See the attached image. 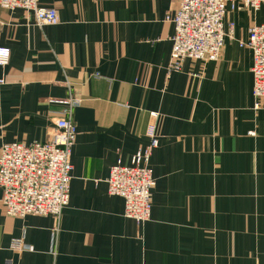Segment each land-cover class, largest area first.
<instances>
[{
  "label": "crops",
  "instance_id": "0c3cea01",
  "mask_svg": "<svg viewBox=\"0 0 264 264\" xmlns=\"http://www.w3.org/2000/svg\"><path fill=\"white\" fill-rule=\"evenodd\" d=\"M60 23L0 8V151L50 139L70 95V202L61 216L9 217L0 188V264H264V98L253 96L252 53L241 48L264 24V6L228 7L234 23L218 62L169 65L179 0H39ZM151 218H126L111 196V167L150 143ZM58 231L53 249V233ZM24 239L28 251L11 243Z\"/></svg>",
  "mask_w": 264,
  "mask_h": 264
},
{
  "label": "built area",
  "instance_id": "2783aa9c",
  "mask_svg": "<svg viewBox=\"0 0 264 264\" xmlns=\"http://www.w3.org/2000/svg\"><path fill=\"white\" fill-rule=\"evenodd\" d=\"M238 4L242 8L257 11L264 6V0H179L177 10L166 18L175 28L170 72L181 71L187 59L218 62L226 40L234 38L233 22L229 23V31H225L228 7L236 10ZM0 8L32 13L39 26L60 23L58 12L41 6L39 0H0ZM239 45L252 53L253 96L261 100L264 98V24L252 26L248 40ZM10 59V48L0 47V68L7 66ZM4 83L0 79V85ZM55 103L65 108L54 120L50 139L31 145L4 144L1 148L0 188L3 192L2 205L9 217L37 215L59 218L69 205L72 149L78 135L73 112L83 100L70 95ZM156 118L158 114L153 113L147 130L149 145L139 149L128 165L118 160L111 167L106 180L109 194L124 200L125 217L135 220L139 225L148 222L152 212L151 192L156 180L151 157L160 144L154 122ZM57 234L55 230L53 249ZM11 249L23 252L30 250V246L24 239H16L12 241Z\"/></svg>",
  "mask_w": 264,
  "mask_h": 264
}]
</instances>
